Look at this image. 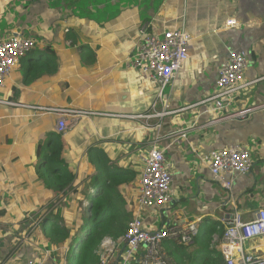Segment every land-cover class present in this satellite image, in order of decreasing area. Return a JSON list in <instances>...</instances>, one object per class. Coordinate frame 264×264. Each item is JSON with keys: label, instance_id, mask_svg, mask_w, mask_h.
I'll list each match as a JSON object with an SVG mask.
<instances>
[{"label": "crops", "instance_id": "0c3cea01", "mask_svg": "<svg viewBox=\"0 0 264 264\" xmlns=\"http://www.w3.org/2000/svg\"><path fill=\"white\" fill-rule=\"evenodd\" d=\"M11 1L4 5L16 22ZM16 4L22 20L31 15L40 24L53 22L58 33L68 25L87 47L71 41L55 44L56 73H29L18 63L0 90V264H26L29 259L69 264L68 254L76 245L52 246L42 232L45 216L76 213L81 193L98 194V183L108 175L97 168L92 151L107 153L118 173L121 165L136 170L133 188L122 186L132 200L127 208L134 212L137 155L154 142L172 163V200L164 209L144 211L146 228L196 221L199 233L193 244L166 241V249L176 252L180 264L220 263L215 239L223 234L222 218L238 210L249 221L264 210V109L226 117L264 105V0H16ZM230 19L236 24L228 25ZM147 22L153 31L183 27L193 36L190 58L162 96L160 85L127 65ZM17 33L31 37L30 27L10 30L11 35ZM230 49L246 50L249 62L242 86L233 95L235 102L219 110L210 96L217 91L218 72ZM53 106L91 113L66 116L69 127L61 136L59 115L47 110ZM185 127L190 128L188 138L174 142L171 134ZM49 136L54 140L60 136L65 145L62 155L76 175L75 183L62 191L55 190V178L45 174L42 156L52 144ZM230 145L248 146L254 164L247 173L224 174L232 181L231 188H224L202 156ZM105 237L114 241L113 261L118 262L123 236ZM246 244L247 251L264 255V236Z\"/></svg>", "mask_w": 264, "mask_h": 264}, {"label": "built area", "instance_id": "2783aa9c", "mask_svg": "<svg viewBox=\"0 0 264 264\" xmlns=\"http://www.w3.org/2000/svg\"><path fill=\"white\" fill-rule=\"evenodd\" d=\"M228 1V0H224ZM228 25H235L236 20H227ZM143 37L130 54L127 65L137 69L142 76L160 85V95L182 71L190 58V46L193 36L183 27L166 29L162 32L151 30L149 22L141 26ZM37 40L22 33L13 34L0 39V90L6 85V78L12 73L21 58L34 47ZM248 52L244 49H230L228 58L222 63L216 80L217 91L210 99L216 101L217 109L225 110L232 105L234 93L242 86L245 70L248 66ZM264 109L258 105L247 110L233 112L226 117L246 116L257 109ZM49 113L59 115L57 132L62 136L67 132L69 124L66 116L74 118L90 111L72 107H48ZM189 127L180 128L171 134L174 142L182 143L188 138ZM203 163L208 166L215 180L224 188H231L232 181L226 180L227 172L247 173L253 168V158L248 146L230 145L219 150H212L202 156ZM138 193L133 217L122 237V252L119 253L117 264H177L165 247L166 241L189 246L194 243L199 229L196 221H179L161 229L150 230L144 223L146 209L161 210L170 205L171 182L173 180L172 163L168 160L165 149L156 142L151 144L148 151L137 155ZM224 231L220 238H216L217 248L225 264H264V255L255 254L245 249L247 241L255 237L264 236V210L257 212L249 221L242 218L238 210L222 218ZM96 240L93 259L95 264H113L116 254L114 241L110 237H98L92 234L84 236L79 246H86ZM118 242V241H115ZM121 248V243H120ZM146 246L140 259L137 254ZM117 249V248H116ZM26 264H43L41 261L29 259Z\"/></svg>", "mask_w": 264, "mask_h": 264}, {"label": "trees", "instance_id": "16d2710c", "mask_svg": "<svg viewBox=\"0 0 264 264\" xmlns=\"http://www.w3.org/2000/svg\"><path fill=\"white\" fill-rule=\"evenodd\" d=\"M2 3H5V0ZM9 7L11 10L15 9L18 20L16 22L10 20L8 16L10 12L7 11L5 6V15L0 17V39L7 38L10 30L19 25L30 27V36L37 40V46L27 52L19 62L27 68L25 69L26 72L32 73L33 71L34 74L56 73L59 68V60L55 44L64 46L67 41H71L72 45L82 48L87 47L73 29L65 30L61 28L58 33V24L53 28V22L46 21V23L40 24L32 21L31 15L27 21L22 20V12L20 8H17L16 0H12ZM16 9L18 10L16 11ZM30 64L32 67L29 66ZM49 137L52 144L48 147L49 151L42 156L46 162L45 174L46 177L50 175L54 177L55 183L52 187L57 191H62L68 185L75 183L76 175L69 171L67 159L62 155L65 145L59 139L60 136H56L55 140L52 139L53 136ZM90 155L91 159L96 162L97 168L108 175V179H103L98 183L100 186L98 194L92 195L90 192H83L81 196L79 195V205L76 213L65 215L62 213H49L45 216L42 221V232L52 246L77 245L79 235L83 234L86 228H88L90 234L97 236V238L111 236L114 240H117L125 234L130 219L134 215L133 208H127L132 200H129L128 195L122 191V186L132 187L134 185L132 182L137 177L136 170L121 165V172L118 173L117 168L113 169L111 167L107 153L92 151ZM89 200L92 203L85 205V202ZM95 243L96 240H93L75 254V264H95L92 257ZM169 253L175 262L180 264L176 252ZM220 261L217 264H225L222 256ZM113 264H117V262Z\"/></svg>", "mask_w": 264, "mask_h": 264}, {"label": "rangeland", "instance_id": "374dc122", "mask_svg": "<svg viewBox=\"0 0 264 264\" xmlns=\"http://www.w3.org/2000/svg\"><path fill=\"white\" fill-rule=\"evenodd\" d=\"M6 11V9H5V5H4V3H0V15H2L3 14V12H5ZM8 16L9 17H11V14L10 13H8ZM1 17V16H0ZM20 28V27H19ZM70 29L69 28V26L68 25H65L64 26V29ZM19 72L20 73H22V70H21V68L19 69ZM168 89L169 88H167L166 89V91L165 92H167L168 91ZM159 106V105H158ZM89 234V232H88V228H86V230H85V232L82 234H80L79 235V238H78V243H81V241H82V239H84L83 238V236H87ZM248 246V243L246 244V247ZM82 247H83V245H80L79 246V252H80V250L82 249ZM74 251H75V249L73 248L71 251H70V253L68 254V261H69V264H75V254L77 253H74Z\"/></svg>", "mask_w": 264, "mask_h": 264}, {"label": "clouds", "instance_id": "9594fccd", "mask_svg": "<svg viewBox=\"0 0 264 264\" xmlns=\"http://www.w3.org/2000/svg\"><path fill=\"white\" fill-rule=\"evenodd\" d=\"M78 244H80V243H78Z\"/></svg>", "mask_w": 264, "mask_h": 264}]
</instances>
